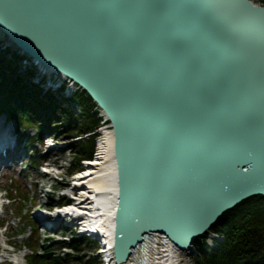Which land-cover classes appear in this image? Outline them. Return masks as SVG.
I'll use <instances>...</instances> for the list:
<instances>
[{
    "label": "water",
    "instance_id": "obj_1",
    "mask_svg": "<svg viewBox=\"0 0 264 264\" xmlns=\"http://www.w3.org/2000/svg\"><path fill=\"white\" fill-rule=\"evenodd\" d=\"M0 31L79 84L116 136L117 254L139 231L192 257L264 196V7L251 0H0Z\"/></svg>",
    "mask_w": 264,
    "mask_h": 264
},
{
    "label": "rangeland",
    "instance_id": "obj_2",
    "mask_svg": "<svg viewBox=\"0 0 264 264\" xmlns=\"http://www.w3.org/2000/svg\"><path fill=\"white\" fill-rule=\"evenodd\" d=\"M253 2L264 6V0H253ZM62 93L56 95L61 97ZM67 103L69 102H60L63 107L69 108ZM71 106L73 107L74 104H71ZM92 109L90 114L95 113L96 119H99L93 130L90 129L85 132L81 130V124L89 118L85 120L76 110L68 109L72 112L74 120L72 132L70 130L71 134H68V132L61 133L62 129L58 125L55 133L46 140V143H52L57 146L56 148L53 145H51L53 147L47 148L37 140V128L24 127L19 129L14 120H8L5 114L0 115V122L4 121L10 127V131L17 134L19 138L26 137L28 139L29 136L28 144L26 142L27 148L20 143L19 158L21 159L15 160L13 170H7L6 177L0 181L1 192L4 194L14 187L17 188V192L12 194L20 197V200L15 201L12 206L18 212L20 211L22 215L19 221L18 219H12L11 210L5 212V218L9 219V230L6 235L0 236V260L5 257L4 252H2V249L6 248L4 242L9 241L16 248L15 255L9 256L10 259L17 264H26L25 258H22L28 253L26 247L23 246L26 234L21 233L19 230H33L32 235L36 239L34 244H36L37 251L39 253L49 251L50 256H46V260H51L52 264L105 263L103 254L99 253L104 247L100 239L89 237L86 233H80V229L76 225L69 224L65 227L62 222L54 223L57 220L53 214L55 209L71 202L74 195L70 194L69 187L73 177L84 170V161L92 159L95 155L97 141L101 133H93L104 125L109 128V123L103 122L100 117H97L96 109ZM45 120L43 119V125ZM45 133H48V131ZM89 143L91 148H89ZM28 155L35 157V161L32 162L31 166L27 165L26 162ZM48 214L52 216V218L49 217L48 220H45V223L50 225L49 227L43 225L37 219L39 216H49ZM222 225L214 227L212 231L216 233L215 230ZM9 234L16 236L11 238ZM212 236L214 235L210 232L200 238V242H197L195 253L190 257L194 264H198L196 262L198 255H203L208 251L211 252L213 248L218 247V244L214 242L215 240L212 241ZM70 243H73V247L69 246ZM10 248L12 247L10 246Z\"/></svg>",
    "mask_w": 264,
    "mask_h": 264
},
{
    "label": "trees",
    "instance_id": "obj_3",
    "mask_svg": "<svg viewBox=\"0 0 264 264\" xmlns=\"http://www.w3.org/2000/svg\"><path fill=\"white\" fill-rule=\"evenodd\" d=\"M1 51L2 49H0L1 107L11 115L26 116L27 122L35 126L39 125L44 116L48 121L44 128L49 132L55 133L59 125L62 129L61 133L71 134L74 120L69 108L60 104L61 101L55 93L51 91L42 93L41 88L32 85L25 76L17 73L18 61L22 57L15 54L14 58L6 59L2 57ZM28 73H31V70H28ZM12 99L14 101H10ZM72 100L80 105L82 117L85 120L89 118L81 124V130H84L83 132L93 130L98 119L95 113L90 114L94 108L91 97L84 92L74 95ZM223 220V225L215 231L223 235L224 240L217 249L198 255L196 262L198 264H264V196L245 201L227 213ZM69 246L73 247V243ZM44 264H52V261Z\"/></svg>",
    "mask_w": 264,
    "mask_h": 264
},
{
    "label": "bare ground",
    "instance_id": "obj_4",
    "mask_svg": "<svg viewBox=\"0 0 264 264\" xmlns=\"http://www.w3.org/2000/svg\"><path fill=\"white\" fill-rule=\"evenodd\" d=\"M28 70L25 69L26 74ZM45 71L51 73L48 68ZM98 132L101 136L97 141L95 155L85 160L84 170L73 177L69 192L74 196L70 203L59 210L62 214H57L58 217L69 216L71 221L68 224L78 226L80 233L89 232L100 239L104 247L99 253L106 259L104 264H194L190 254L181 250L168 235L144 231H139L140 239L127 261H119L117 247L121 187L116 136L112 127L106 125L93 134ZM49 217L41 216L39 220L45 222Z\"/></svg>",
    "mask_w": 264,
    "mask_h": 264
}]
</instances>
